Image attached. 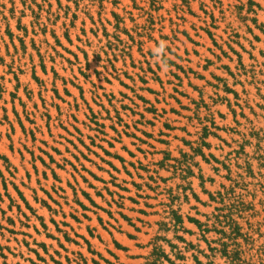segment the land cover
I'll list each match as a JSON object with an SVG mask.
<instances>
[{"label": "rangeland", "instance_id": "374dc122", "mask_svg": "<svg viewBox=\"0 0 264 264\" xmlns=\"http://www.w3.org/2000/svg\"><path fill=\"white\" fill-rule=\"evenodd\" d=\"M224 205L264 264V0H0V264H231Z\"/></svg>", "mask_w": 264, "mask_h": 264}, {"label": "trees", "instance_id": "16d2710c", "mask_svg": "<svg viewBox=\"0 0 264 264\" xmlns=\"http://www.w3.org/2000/svg\"><path fill=\"white\" fill-rule=\"evenodd\" d=\"M218 199L220 200V203H224L225 200V195L218 193ZM216 200V199H213ZM216 211L218 214L215 215L214 221L221 226V229H217L216 233L221 235V238L218 240L220 243H218L221 247V249H217V247H210V251L215 253L219 252L222 257H225L226 259H229L231 264L236 263L234 257L231 256V250H229V240L235 242L236 239L240 236V229L237 227L236 222L231 219L230 215H223L225 211L227 213L232 212L230 208L221 207V208H216ZM221 219H225L226 221H221ZM227 231H229L227 233ZM207 232V229H206ZM217 243V242H216ZM200 264V263H198Z\"/></svg>", "mask_w": 264, "mask_h": 264}, {"label": "clouds", "instance_id": "9594fccd", "mask_svg": "<svg viewBox=\"0 0 264 264\" xmlns=\"http://www.w3.org/2000/svg\"><path fill=\"white\" fill-rule=\"evenodd\" d=\"M164 47H165L164 43L161 42L160 46L155 50V54L158 56L162 55Z\"/></svg>", "mask_w": 264, "mask_h": 264}]
</instances>
